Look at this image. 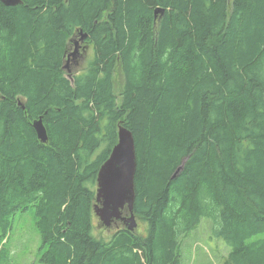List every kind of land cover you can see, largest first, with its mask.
Returning a JSON list of instances; mask_svg holds the SVG:
<instances>
[{
	"label": "trees",
	"instance_id": "16d2710c",
	"mask_svg": "<svg viewBox=\"0 0 264 264\" xmlns=\"http://www.w3.org/2000/svg\"><path fill=\"white\" fill-rule=\"evenodd\" d=\"M80 30L95 55L71 80ZM120 125L146 234L104 240L97 175ZM29 211L43 264H185L182 238L205 219L226 264H264V0H0V264Z\"/></svg>",
	"mask_w": 264,
	"mask_h": 264
},
{
	"label": "water",
	"instance_id": "95a60500",
	"mask_svg": "<svg viewBox=\"0 0 264 264\" xmlns=\"http://www.w3.org/2000/svg\"><path fill=\"white\" fill-rule=\"evenodd\" d=\"M6 6H15L22 0H1ZM165 9L157 8L155 14H163ZM82 41H85L89 34L80 30ZM80 41L76 40L79 44ZM66 69V66H63ZM68 78L73 80L72 73ZM33 127L39 140L48 142V129L43 117L33 121ZM179 167L175 173L181 170ZM137 171L136 142L133 132L124 125L118 129V141L113 147L109 158L100 167L97 175L96 202L94 212L100 222L107 227H111L114 222L124 220L125 225L130 230H135L138 226L134 203L136 199L135 175ZM174 175V176H175ZM127 212V216L123 213Z\"/></svg>",
	"mask_w": 264,
	"mask_h": 264
},
{
	"label": "rangeland",
	"instance_id": "374dc122",
	"mask_svg": "<svg viewBox=\"0 0 264 264\" xmlns=\"http://www.w3.org/2000/svg\"><path fill=\"white\" fill-rule=\"evenodd\" d=\"M72 39L70 41L73 45ZM94 55V50L90 44L86 57L79 59L77 63H73L70 66V72L68 69H64L66 74L72 73L74 76L88 71ZM122 85L123 77L118 71L115 74V92L117 94L120 93ZM34 215L32 211H29V213L21 216L15 225L11 237V251L15 264H43L38 254L41 238L35 226ZM136 218L138 222L137 233L145 235L147 224L138 217ZM205 220L190 235L182 238L183 262L185 264H226L230 248L222 238L216 237L212 233V225L204 222ZM93 223V233L98 239L109 240L117 230L115 224L111 227L104 226L96 215H94Z\"/></svg>",
	"mask_w": 264,
	"mask_h": 264
},
{
	"label": "flooded vegetation",
	"instance_id": "af4514ba",
	"mask_svg": "<svg viewBox=\"0 0 264 264\" xmlns=\"http://www.w3.org/2000/svg\"><path fill=\"white\" fill-rule=\"evenodd\" d=\"M83 36L82 33H77L74 35V38L72 39L73 41V45L70 44V46L68 47L66 53H65V66L66 69L69 70V72L71 71L70 66L73 63H77L79 61V59H84L88 53V50L90 48V44L88 43V38L85 41L81 40V37ZM76 40L80 41L79 44L76 43ZM124 216H127V212L125 211L123 213ZM116 225V229H118L120 226H126L125 225V221L124 220H118L117 222L113 223Z\"/></svg>",
	"mask_w": 264,
	"mask_h": 264
},
{
	"label": "crops",
	"instance_id": "0c3cea01",
	"mask_svg": "<svg viewBox=\"0 0 264 264\" xmlns=\"http://www.w3.org/2000/svg\"><path fill=\"white\" fill-rule=\"evenodd\" d=\"M93 50H94V48H93ZM64 63H65V61H64ZM67 73V72H66ZM67 76H68V74H67Z\"/></svg>",
	"mask_w": 264,
	"mask_h": 264
},
{
	"label": "bare ground",
	"instance_id": "6f19581e",
	"mask_svg": "<svg viewBox=\"0 0 264 264\" xmlns=\"http://www.w3.org/2000/svg\"><path fill=\"white\" fill-rule=\"evenodd\" d=\"M115 63V62H114ZM260 234V233H259ZM261 235V234H260Z\"/></svg>",
	"mask_w": 264,
	"mask_h": 264
}]
</instances>
